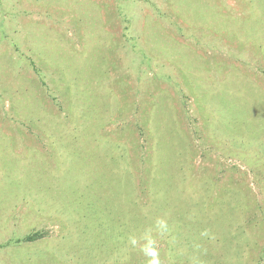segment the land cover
<instances>
[{"label": "rangeland", "instance_id": "obj_1", "mask_svg": "<svg viewBox=\"0 0 264 264\" xmlns=\"http://www.w3.org/2000/svg\"><path fill=\"white\" fill-rule=\"evenodd\" d=\"M150 227L264 264V0H0V264H147Z\"/></svg>", "mask_w": 264, "mask_h": 264}, {"label": "clouds", "instance_id": "obj_2", "mask_svg": "<svg viewBox=\"0 0 264 264\" xmlns=\"http://www.w3.org/2000/svg\"><path fill=\"white\" fill-rule=\"evenodd\" d=\"M156 232L161 235L169 233L170 228L166 218H157L154 223ZM153 228L145 229L144 233L138 238L136 236L129 237V244L136 247L137 244L142 240L143 244L140 245V251L144 256L148 257L147 264H161L159 249L156 246V240L152 235ZM202 237H208L209 239H215L208 230H204L200 233Z\"/></svg>", "mask_w": 264, "mask_h": 264}, {"label": "trees", "instance_id": "obj_3", "mask_svg": "<svg viewBox=\"0 0 264 264\" xmlns=\"http://www.w3.org/2000/svg\"><path fill=\"white\" fill-rule=\"evenodd\" d=\"M35 236H36V233L28 234V235H26V236L23 238V240H25V241H31V240H33V239L35 238Z\"/></svg>", "mask_w": 264, "mask_h": 264}]
</instances>
